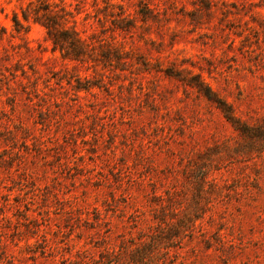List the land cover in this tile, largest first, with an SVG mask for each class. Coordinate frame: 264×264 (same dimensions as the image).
Listing matches in <instances>:
<instances>
[{"label": "rangeland", "instance_id": "rangeland-1", "mask_svg": "<svg viewBox=\"0 0 264 264\" xmlns=\"http://www.w3.org/2000/svg\"><path fill=\"white\" fill-rule=\"evenodd\" d=\"M30 1L0 0V264H264V0H52L80 60Z\"/></svg>", "mask_w": 264, "mask_h": 264}, {"label": "trees", "instance_id": "trees-1", "mask_svg": "<svg viewBox=\"0 0 264 264\" xmlns=\"http://www.w3.org/2000/svg\"><path fill=\"white\" fill-rule=\"evenodd\" d=\"M201 3L202 6L208 7L209 0H196ZM20 12L22 19L28 21L31 19L33 22L39 23L44 27L47 38L52 43V50L58 49L61 57L69 60H80L85 57L86 47L85 40L78 35V32L71 27L66 25L71 12H69L66 7L52 0H35V2H28L25 7H20ZM141 14L145 16L147 13L142 9ZM13 25L15 31L19 32L24 29L22 21L19 19L17 13L13 14ZM197 90L208 100L212 101L223 113L224 117L234 126L235 129L244 132L247 125L240 123V121L235 118L231 111L230 105L220 97L203 81H197L193 83ZM205 180V179H203ZM178 224L182 228H188L192 226L189 224L187 217L182 216L178 219ZM174 226L160 227L156 226V231L152 232L149 237L141 239L142 245H148L152 248L150 256L155 252H160V248L163 244V239L172 236H177L172 233V228ZM185 234V233H184ZM173 241L168 243L167 247L172 245ZM147 247V246H146ZM122 253V251H121ZM117 254V253H115ZM143 254H132L130 256V262H143ZM114 259L113 254H109L106 261H100V264H128L129 261L123 257L122 259H117L115 261L109 262V259ZM108 261V262H107ZM154 264H157L154 263Z\"/></svg>", "mask_w": 264, "mask_h": 264}]
</instances>
